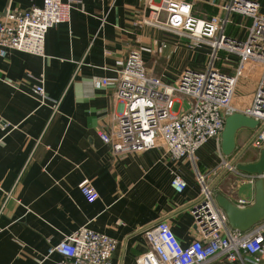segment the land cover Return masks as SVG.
Masks as SVG:
<instances>
[{
  "label": "crops",
  "instance_id": "obj_1",
  "mask_svg": "<svg viewBox=\"0 0 264 264\" xmlns=\"http://www.w3.org/2000/svg\"><path fill=\"white\" fill-rule=\"evenodd\" d=\"M162 1L154 0L156 5ZM177 1L191 3L199 18L219 15L228 2ZM41 4L0 0V17L7 10L20 13ZM144 4L81 0L66 22L47 31L43 57L9 51L0 58V264H58L60 256L48 255L49 247L82 227L117 242L112 264H142L148 250L143 231L159 221H166L178 242L187 246L198 239L190 213L200 198L196 173L233 204L238 199L253 203L254 186L225 167L217 169L225 158L214 141L193 160L173 162L162 147L114 156L99 138L115 126L114 92L130 52H139L147 74L166 84L175 83L186 69L200 72L198 55L207 61L208 48L196 52L169 33L135 27L142 13H148ZM232 19L240 22L237 16ZM93 78H105L108 84L96 90ZM248 83L253 91L254 84ZM37 84L45 98L33 95ZM250 103L246 96L245 104ZM255 134L240 130L237 152ZM234 156L226 159L228 164ZM172 172L186 182L181 194L170 186ZM84 180L97 194L92 204L78 189Z\"/></svg>",
  "mask_w": 264,
  "mask_h": 264
},
{
  "label": "built area",
  "instance_id": "obj_2",
  "mask_svg": "<svg viewBox=\"0 0 264 264\" xmlns=\"http://www.w3.org/2000/svg\"><path fill=\"white\" fill-rule=\"evenodd\" d=\"M144 2L148 13H142L133 23L135 27L169 33L179 45L185 41L191 50L208 48L207 64L202 72L186 69L175 83L166 84L147 74L139 52H130L114 92L118 105L115 126L110 132L99 133L111 154H141L162 147L173 162L193 160L209 141L219 145L225 118L234 113L258 122L250 145L264 149V0H228L219 15L208 18L195 16L193 5L184 1L163 0L160 5L154 0ZM79 4L81 0H42L40 6L24 12L5 11L0 17V58L9 51L43 57L47 31L66 22L73 6ZM233 16L246 19L247 25L234 22ZM231 25L235 26L234 34L229 32ZM241 29L243 34L238 33ZM218 60L228 65L218 70ZM250 81L254 84L253 96L245 110V95L240 92L234 100L238 88ZM107 84L105 78L92 79L96 90ZM39 85L34 86L33 95L45 98ZM59 104V100L53 102L52 115ZM228 163L225 158L217 169L225 167L252 186L259 179L264 181V173L248 175ZM171 175L172 190L181 194L186 182L177 172ZM196 179L200 198L190 213L198 239L182 246L167 222L159 221L143 231L148 250L141 257L142 264H211L217 260L262 264L264 220L246 232L232 230L215 202L213 190L205 184V176L196 173ZM78 189L88 203L97 199L87 180ZM9 197L7 194L6 199ZM235 205L244 208L250 202L238 199ZM116 248L113 238L82 227L50 246L48 255L58 254V264H112Z\"/></svg>",
  "mask_w": 264,
  "mask_h": 264
},
{
  "label": "water",
  "instance_id": "obj_3",
  "mask_svg": "<svg viewBox=\"0 0 264 264\" xmlns=\"http://www.w3.org/2000/svg\"><path fill=\"white\" fill-rule=\"evenodd\" d=\"M258 122L243 114L234 113L225 118L220 135L219 150L226 159L234 158L230 166L242 173L261 175L264 173V149L258 151L255 161L246 162L245 148L237 152L236 135L240 130L256 131ZM214 199L226 218L232 230L246 232L264 220V181L254 183V201L250 206L241 208L229 201L225 196L214 193Z\"/></svg>",
  "mask_w": 264,
  "mask_h": 264
},
{
  "label": "rangeland",
  "instance_id": "obj_4",
  "mask_svg": "<svg viewBox=\"0 0 264 264\" xmlns=\"http://www.w3.org/2000/svg\"><path fill=\"white\" fill-rule=\"evenodd\" d=\"M240 22H241L242 25L243 24L244 25H247V20L246 19H240ZM240 22H238V23H240ZM234 29H235V26L231 25V27L229 29V32H232L233 33L234 32ZM236 31H237V28H236ZM229 32H228V34H229ZM238 33L239 34H243V30L242 29L239 30ZM205 48H203V47H196V52L198 50L204 51ZM198 56L199 57H197V59L195 61V64L200 65V68H199L200 70L199 71L202 72L203 69H204L203 66L204 65L206 66L207 61H205L203 58L200 57L202 55H198ZM227 65H228L227 62H221V61L218 60L217 61V64H216V69L223 70L224 67L227 66ZM249 85H250V83L246 84L245 86H242V87L238 88V90L236 92V98H235L234 101H237V98H238L237 96H239L240 92H241L240 95H242V96L245 95V97L247 96V97H249V99H251V97L253 96V91H252V89L249 88ZM182 102L187 103V99L186 98H183L182 99ZM243 109H245V110L248 109V106L247 105L244 106ZM251 140L247 143V145L240 146V145H242V143L239 144V149H244L245 148V154H247L245 156V160H247V161H255L258 158V151L259 150L256 149L255 147H253L252 145H250L251 144Z\"/></svg>",
  "mask_w": 264,
  "mask_h": 264
}]
</instances>
